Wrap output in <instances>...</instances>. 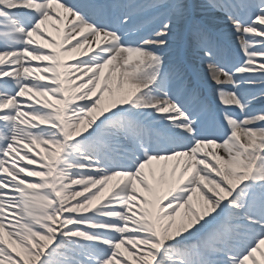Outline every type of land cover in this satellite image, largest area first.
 <instances>
[{
    "label": "bare ground",
    "instance_id": "1",
    "mask_svg": "<svg viewBox=\"0 0 264 264\" xmlns=\"http://www.w3.org/2000/svg\"><path fill=\"white\" fill-rule=\"evenodd\" d=\"M171 1L173 0L169 3ZM254 1L255 3L250 4L253 6L250 10L255 15L253 17L255 21L248 27H242L238 23L230 24L226 21L223 12H219V7L208 8V4L206 5L203 1L196 4L195 0H186L184 5L186 14L180 25L174 26L171 19V14L173 15L175 10L173 6L167 24L151 35L148 40L140 41L142 50H137L130 46L120 48L119 43H116L111 36L91 30L79 22L77 17L66 8L67 0H44L37 4L26 0H0V7H2L0 10V81L13 77L15 70L20 67L27 72L29 79H38L46 82L48 86H55V92L60 96H50V99H43V102L57 105L61 116L55 123V128L60 135V143L55 144L46 140V144L38 148L45 153L49 169L41 175L37 174L42 179L32 190L41 193L43 198L39 201L32 196H27L25 200L21 199L16 204L10 202L5 210L0 211V233L5 232L4 227L9 228L5 232L9 238L5 237L2 240V250L13 253L19 248H26L38 249L43 253L45 248L51 246L52 242L44 231L36 234L24 232L22 223L16 218L22 216L19 214L21 209L31 210L37 216L41 207L51 204L45 192L48 191V185L43 182V178L51 180L53 193H57L60 181L74 173L73 170L68 169L64 177H58L59 166L64 158H71L73 155L83 157L84 169L92 173L94 178L88 177L70 182L75 186L81 185L82 191L71 194L68 202L80 200L91 192L96 193L87 208L72 211L79 219L97 217L104 199L118 189L124 188L123 204H120L121 201L118 206L121 215L112 218V221L120 223L124 219L123 216L126 217L128 214L127 223L144 222L148 227L147 231L154 236H159L164 242L178 236L179 230L193 229L195 232L221 219L228 221L232 227H237L235 234L244 240V235L239 231L246 227H242V224L237 225L241 222L234 218L238 216L241 208L250 216L249 225L255 227L258 197L251 194L254 191L252 187L248 189L249 192L251 191L248 196H242L241 192L252 185L264 194V93L246 100L243 93L244 88L248 86L245 85L251 83L252 87L256 83L254 79L237 84L224 81L223 77L225 79L227 77L218 68L211 67L209 54L205 55L202 52L201 55L191 58L190 66L195 76L201 80L200 82L207 86L206 90L209 94L216 93L218 88L222 90V96L219 97L222 107L218 108V111L227 125L228 133L218 144L216 142L219 139L216 136L215 140L212 138L203 140L206 125L202 124L203 127H199L196 134L201 138L195 137L190 124H185L186 119L175 116L171 103L174 100L172 96L183 97L172 92L178 85V81L173 80L175 75L179 74V79H183L181 83L183 89L193 84V81L189 82L187 70L183 64H180L179 52L174 46L179 42L190 45L196 52L201 49L199 42L194 41L196 37L192 40V37L184 36L185 27L189 22L193 27L192 30L200 28V25L214 28L219 36H223L232 44V48L245 51L237 65L241 66L243 58L248 55L242 71L244 74L262 78L263 80L258 82L256 87L264 86V56L255 53L257 44L254 45L252 40L256 39L259 42L264 40V2ZM123 9L130 12L127 5ZM16 14L21 15L23 21L33 26V29L23 31ZM23 14L27 16V20L24 19ZM233 15L235 18L236 14L233 13ZM238 19L239 17L237 21ZM14 35H22L27 39L13 40ZM199 37L202 41L203 36L199 34ZM241 37L245 40L241 41ZM127 39H129L128 45L137 42L130 34H127ZM243 45L245 48H242ZM234 48L230 55L231 59L233 56L235 58V53L238 55ZM203 51L209 52L207 49ZM155 53L159 56L155 57ZM100 55L106 58L102 59ZM163 63L168 67H178V70L174 73H171V69L166 70V67L163 70ZM58 72L61 73V77ZM224 82L227 83L224 84ZM29 99L36 101L26 89L24 90V87L18 89L16 97L0 94V114L15 108L19 113V107L28 105L26 100ZM35 103L38 104V102ZM81 103H90V106L81 112L73 128L64 132L63 114ZM127 116L135 118L142 124L164 128L181 136L182 140L178 141L180 147L174 149L168 144L166 149L161 150L144 143L143 145L134 143L125 152L126 160L131 162L124 165L126 173H116L107 179L99 178L97 169H101V158L96 160L86 158V155L81 154L82 151L73 145V142L82 134L90 141L97 140L96 144L101 147V150H108L111 141L121 129L119 127L122 125L121 122L127 127L130 124ZM112 118L119 121L117 126L105 127L104 120ZM11 123H14V120L9 119L5 125L8 134L5 136V141L0 144V150L3 144L13 136ZM175 145L174 143L173 146ZM143 146L147 151H151L150 155L145 156L146 158L141 157L144 151H142ZM7 175L8 178L13 176L9 173ZM230 196H235V201L239 202L238 205L234 203V200L228 201ZM20 197L24 198V195L21 194ZM70 209L66 211L70 212ZM58 217V214L53 213L51 220L44 216L42 222L44 225L52 223L53 232L57 236L62 234ZM78 225L83 226L81 223ZM104 227L112 239L118 231H122L110 225ZM232 227H228L227 234H230ZM80 234L79 231L66 232V235L75 238ZM93 241L98 244L109 243L98 240L96 237ZM139 244H144V241H134L128 246L135 249ZM73 247L79 248L76 244ZM203 249H207L208 254L211 252V249L206 246ZM100 252L112 253V257L121 259V264L125 260L123 258L125 252L120 243L115 244L113 250L102 247ZM199 256L196 254L194 258L198 260ZM62 257H65L62 258L63 264H75L69 259L72 258L71 256ZM40 258V255H37L30 261L19 260L14 264H38ZM255 258L253 264H264V245ZM233 259L234 256L230 261ZM5 261L0 258V263ZM97 261V258H91L89 264H96ZM203 262L202 260L200 264H204Z\"/></svg>",
    "mask_w": 264,
    "mask_h": 264
},
{
    "label": "rangeland",
    "instance_id": "2",
    "mask_svg": "<svg viewBox=\"0 0 264 264\" xmlns=\"http://www.w3.org/2000/svg\"><path fill=\"white\" fill-rule=\"evenodd\" d=\"M185 1L186 0L173 1L175 10L173 15L171 14V19L174 22V26H176V24L180 25L186 14L184 10ZM201 1L206 5L208 4V8H212L214 7L212 3L219 5L223 0H195L196 4ZM257 1H259V3L264 2V0ZM229 4L228 2L223 3L227 8ZM1 9L2 7H0V10ZM156 19L161 18H155V20ZM156 31H158V29H156ZM241 38V41H243L244 37ZM21 39L26 40L27 38L22 35H14L13 37V40ZM252 40L254 45L257 44L255 52L259 50L256 54L260 53V56H264V40H260V42L256 39ZM99 57L102 59L106 58L104 55H100ZM101 58L99 59L102 60ZM20 87H24V90L26 89L36 101H32L31 99L26 100L28 105L19 107V113H17L15 108L14 110H9V112L7 111L0 114V143L5 140V125L8 123L9 119L14 120V123H11L13 125V136L7 143L3 144V148L0 150V211L5 210V208L10 205V202L16 204V202L21 199L25 200L27 196H32L34 199L41 201L43 198L41 197V193H36L32 188L36 187L42 179L41 176L39 177L37 174L41 175L48 170L49 164L48 161H46L47 158L45 153L42 150L39 151L38 148L43 147L46 144V140H50L55 144L60 143V135L55 128L56 120L61 117L58 112L59 109L57 105H52L49 102L44 104L45 102H43V99H50V96H60V94L55 92V86H48L46 82L38 79H29L27 77V72L19 67L15 70L13 77L0 81V94L16 97ZM35 102H38V104ZM90 103L78 104L75 108H70L63 114L64 132H68L73 128L81 112L87 110ZM90 118L92 119L91 116ZM118 123V120L112 118L104 120L103 124L105 127H115ZM116 137L117 135H115L114 139L111 141L108 151L102 150L100 155L101 147L96 144L98 141L95 139L90 141L88 140L89 138H84L82 134L73 142V145H76L78 149L82 151L81 154L84 153L89 156L88 158L96 160L100 156L102 158V153H107V155L112 156V152L117 150ZM15 154H17V156ZM84 165L83 157L80 155L64 158L59 166L57 176L64 177L68 169L73 170L74 173L60 181L61 183L57 193H53L51 180H45L43 178V182L48 185V191L45 192L50 198L51 204L41 207L39 209V215L37 216H35L31 210L21 209L19 210V214L22 216H19V218L15 217L22 223V231L24 232H33V234H36L37 232L44 231L52 242L51 246L45 248L43 253L38 249L26 248H19L17 251H13V253L2 250V240L5 237L7 239L9 238L5 233L9 228L4 227L5 232L0 233V258L6 261L0 264H14L18 263L19 260L30 261L37 255L41 257L38 264H63L62 261H64V259L62 258L65 257L62 256H71L72 258L69 259L75 264H89L91 258L98 259L99 262L97 261L96 264H117L119 262L121 264V259L119 257H112V253L110 252L108 254L100 252L102 247H108L110 250H113L117 243L121 244V248L125 252L123 255L125 260L122 261V264H200L202 260L206 264H216V262H222L219 264H226L225 259L219 258L217 255L227 256L226 245L228 242H233L232 236L226 233L228 227H232L228 221L215 220L214 224L197 231H195V229V232H193V229H187L185 231L179 230L178 236H174L175 238H173V240H165L163 242L159 236H154L151 232L147 231L148 227L144 222L127 223L128 214L126 217L123 216L124 219L120 223L112 221V218L121 215V210L118 206L119 202L122 201V195L125 192L124 188L118 189L110 197L104 199V204L100 206L101 209L97 217L93 216L92 218L84 217L79 219L72 211L84 210L87 208L90 204V200L92 201L96 194L91 192L80 198V200L77 199L74 202H68L71 194H78L82 191L81 185L75 186V184H70V182L94 176L84 169ZM8 173L13 176L8 178ZM97 174L99 178L107 179L112 175V172L108 170L102 171L101 168L97 169ZM78 184H80V182ZM246 191L247 190L244 189L241 194H245ZM21 194L24 195V198L20 197ZM231 200L235 201V196H230L228 201ZM234 203L238 205L239 202L235 201ZM120 204H123V201ZM68 208H71L70 212L66 211ZM53 213L59 215L58 222L62 228V234L59 236L53 232L54 225L52 223L50 225L42 224L44 216L51 220ZM234 220H238V217H235ZM1 223H3V221ZM78 223H81V225L83 224V226L78 225ZM106 225L122 229L123 232L118 231V234L112 239L108 236V230L104 227ZM233 228L234 227H232V230ZM74 231H79L82 235L80 234L77 238L66 235V232L69 233ZM83 235L85 237H83ZM95 237L98 240L108 241L109 243L98 244V242L93 241ZM141 240L144 241V244L137 245L135 249L128 246V244H132L134 241L139 242ZM74 244L79 248L74 249ZM204 246L213 248V254H208L207 249H203ZM159 247L160 252H158ZM71 249L72 251H70ZM196 254L200 255L198 260L194 258ZM254 260H256L255 257L250 258L249 253L242 254L241 251V253L235 257V264H253Z\"/></svg>",
    "mask_w": 264,
    "mask_h": 264
}]
</instances>
